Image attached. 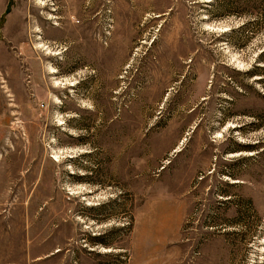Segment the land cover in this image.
Here are the masks:
<instances>
[{
	"label": "rangeland",
	"instance_id": "374dc122",
	"mask_svg": "<svg viewBox=\"0 0 264 264\" xmlns=\"http://www.w3.org/2000/svg\"><path fill=\"white\" fill-rule=\"evenodd\" d=\"M0 264H264V0H0Z\"/></svg>",
	"mask_w": 264,
	"mask_h": 264
},
{
	"label": "bare ground",
	"instance_id": "6f19581e",
	"mask_svg": "<svg viewBox=\"0 0 264 264\" xmlns=\"http://www.w3.org/2000/svg\"><path fill=\"white\" fill-rule=\"evenodd\" d=\"M22 19V18H21Z\"/></svg>",
	"mask_w": 264,
	"mask_h": 264
}]
</instances>
